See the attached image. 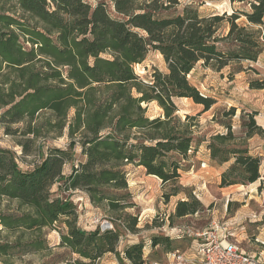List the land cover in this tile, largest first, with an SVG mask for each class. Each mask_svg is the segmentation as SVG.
<instances>
[{
	"label": "trees",
	"instance_id": "16d2710c",
	"mask_svg": "<svg viewBox=\"0 0 264 264\" xmlns=\"http://www.w3.org/2000/svg\"><path fill=\"white\" fill-rule=\"evenodd\" d=\"M231 2L239 9L202 15L179 0H0V130L20 149L18 157L0 148V202L16 204L13 212L0 209V264L52 256L46 233L53 231L63 264H98L107 254L120 264H149L142 241L118 250L122 237L140 231L138 213L130 212L137 207L128 189L129 165L172 185L165 202L184 193L169 227L203 210L177 185L181 162L196 150L197 117L181 121L175 100L209 111L216 100L189 79L196 66L230 68L232 77L264 53V0ZM151 52L162 57L166 71L154 69L141 79L134 66ZM249 88L264 90V81L251 80ZM151 103L160 116H147ZM235 113L234 107L221 110L212 120L224 133L206 141L210 160L227 165L220 188L261 177L262 159L247 141L264 136V127L255 112L242 113V135L236 136ZM50 137H66L67 145L46 146ZM32 156L38 160L22 168L19 159ZM76 192L112 229L80 227L70 198ZM182 239L152 236L150 247L168 254Z\"/></svg>",
	"mask_w": 264,
	"mask_h": 264
},
{
	"label": "rangeland",
	"instance_id": "374dc122",
	"mask_svg": "<svg viewBox=\"0 0 264 264\" xmlns=\"http://www.w3.org/2000/svg\"><path fill=\"white\" fill-rule=\"evenodd\" d=\"M183 5H191L202 15L211 13H228L234 9H239L240 4L231 0H179ZM243 70L230 77V68L223 69L221 72H214L196 66L190 74L191 83L207 97L216 100V104L207 112H202L200 105L194 104L189 99H176L175 104L178 108L177 116L181 121L185 116L197 117L196 127L194 128V139L196 150L189 154L188 160L181 162L180 174L177 185L185 191H191L203 206V210L191 217L175 220L173 227H189L194 231L209 229L212 223L223 225L230 229L229 241L236 243L244 252L255 255L263 246L255 243V236L264 241V186L260 179L248 187L241 185L220 188V174L227 165L217 166L210 160L209 152L206 148V141L212 135L224 133L214 117L220 116V111L234 107L236 115L232 119L233 133L236 136L242 135L240 128V115L242 113L255 112V122L258 126L264 127V90H251L249 82L251 80L264 81V53L259 56L255 63H243ZM250 68V69H247ZM154 69L165 72V64L162 57L157 53H149L145 61L140 65L134 66L135 73L141 79H148ZM161 115V110L156 104L151 103L147 107V116L157 117ZM204 140V141H203ZM66 137H50L44 143L46 146L65 147ZM251 153H260L261 157L260 176L264 171V136H254L247 141ZM0 148L12 150L20 156V149L16 146L15 140L6 136L0 130ZM21 158V157H20ZM23 160V162L21 161ZM36 157L19 159V164L25 168V164H32L37 161ZM69 168L65 172L68 173ZM128 189L136 205L135 211L138 213L137 234H126L122 237L119 251L126 245L142 241L145 244V253L149 256V264H173L168 263L166 253L162 248L151 249L150 239L152 236L165 235L163 229L170 228L168 217L171 215L173 205L180 199H185L184 193L171 197L165 202L163 195L170 193L172 185H163L160 180L147 176L143 168L129 165L126 167ZM55 190V187L52 188ZM252 196V198H249ZM70 198L77 206L79 213V225L86 230H94L97 226L101 228L107 218L102 211L94 209L86 197L79 193H73ZM0 209L3 212H13L16 204L8 201L0 202ZM254 216V217H253ZM259 219V224H250L248 221ZM109 223V222H108ZM110 224V223H109ZM259 225V226H258ZM262 233V235L260 234ZM49 246L53 248L52 256L26 258L24 264H63L65 257L64 251L58 249L59 235L56 231L46 233ZM193 239L185 236L175 244L176 249L187 256L191 253V247L196 245ZM190 251V252H189ZM146 256V257H147ZM151 256V257H150ZM98 264H120L112 254L105 255ZM125 264H128L125 262Z\"/></svg>",
	"mask_w": 264,
	"mask_h": 264
},
{
	"label": "built area",
	"instance_id": "2783aa9c",
	"mask_svg": "<svg viewBox=\"0 0 264 264\" xmlns=\"http://www.w3.org/2000/svg\"><path fill=\"white\" fill-rule=\"evenodd\" d=\"M110 229H112L111 224L106 222L103 231ZM163 231L171 238L181 239L187 236L197 241L196 245L191 247L188 256L178 250L166 254L168 263L264 264L259 257L244 252L236 243L230 242V229L223 225L212 223L209 229L202 231H194L189 227H170ZM255 242L264 245V241L255 239Z\"/></svg>",
	"mask_w": 264,
	"mask_h": 264
},
{
	"label": "crops",
	"instance_id": "0c3cea01",
	"mask_svg": "<svg viewBox=\"0 0 264 264\" xmlns=\"http://www.w3.org/2000/svg\"><path fill=\"white\" fill-rule=\"evenodd\" d=\"M252 139V138H251ZM250 149V148H249ZM250 153H251V151H250ZM252 154V153H251ZM254 155H257V156H259V157H263V155L262 154H260V153H256V154H254ZM150 177H153V176H150ZM155 178V177H154ZM157 179V178H156ZM260 183H262L263 184V186H264V171L263 172H261V181H260ZM241 187H244V186H241ZM246 187H248V186H246ZM249 198H252V196H250ZM175 205L176 204H174L173 205V208H172V210H171V214L172 213H174V209H175ZM254 217V216H253ZM250 224H259L260 223V220L259 219H255V220H251V221H248ZM259 226V225H258ZM85 230H86V227L84 228ZM261 235H262V233H260ZM255 239H257V240H260L259 239V237L258 236H255ZM255 239H254V241H255ZM256 243V242H255ZM258 244V243H257ZM260 245V244H259ZM260 246H263L264 247V245H260ZM255 256L256 257H259L262 261H264V250H260L257 254H255Z\"/></svg>",
	"mask_w": 264,
	"mask_h": 264
},
{
	"label": "water",
	"instance_id": "95a60500",
	"mask_svg": "<svg viewBox=\"0 0 264 264\" xmlns=\"http://www.w3.org/2000/svg\"><path fill=\"white\" fill-rule=\"evenodd\" d=\"M101 230L103 231V226H101Z\"/></svg>",
	"mask_w": 264,
	"mask_h": 264
}]
</instances>
